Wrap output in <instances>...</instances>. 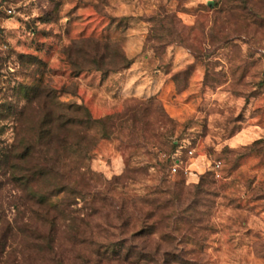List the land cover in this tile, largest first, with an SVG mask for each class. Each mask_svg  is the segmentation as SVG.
Here are the masks:
<instances>
[{
  "label": "rangeland",
  "instance_id": "1",
  "mask_svg": "<svg viewBox=\"0 0 264 264\" xmlns=\"http://www.w3.org/2000/svg\"><path fill=\"white\" fill-rule=\"evenodd\" d=\"M21 124L34 143L9 141ZM52 144L107 181L85 205L59 189L54 221L28 194L5 200ZM9 152L31 177L0 166V222L13 209L26 220L17 230L40 264H264V0H0ZM110 216L115 238L91 247L89 227ZM12 234L0 232V259ZM123 240L138 247L129 261L123 249L96 261L98 244Z\"/></svg>",
  "mask_w": 264,
  "mask_h": 264
},
{
  "label": "clouds",
  "instance_id": "2",
  "mask_svg": "<svg viewBox=\"0 0 264 264\" xmlns=\"http://www.w3.org/2000/svg\"><path fill=\"white\" fill-rule=\"evenodd\" d=\"M24 128V124L18 126L17 134L10 136L8 138L9 141L11 142L12 139H15L18 144L22 140L34 143V135L27 136ZM29 159L36 165L32 183L24 188L23 193L20 188L10 185L5 189L6 201L20 203L22 196L28 193L31 194V198L34 200H40L41 198L51 199L57 194L59 189L63 188L65 192H74V199H80V205H85L90 204L91 200L86 193L95 192L98 181L107 183V181H102L101 178L96 177V174L92 171L90 156L87 158L80 157L76 161L69 163L63 159L61 151L55 144L50 145L47 149L38 151L34 156L30 154ZM3 179L6 178L0 176V180ZM85 185L88 186L85 187ZM80 205H77V207ZM23 212L24 209H20V213ZM8 224H11L13 234L8 241L9 252L3 259H0V264H13V261L15 264H40V261L36 257L28 258L29 252L25 247L26 241L17 230L25 226L26 220L20 218V214L13 209L5 220L0 222V232ZM110 225L115 227H111ZM118 226L119 221L114 216H110L102 230H97L94 226L89 227L87 232L89 245L91 247L97 246L91 244L92 240H96L99 243L115 238L112 234ZM3 246V240H0V248ZM52 255H57V252L53 251Z\"/></svg>",
  "mask_w": 264,
  "mask_h": 264
},
{
  "label": "trees",
  "instance_id": "3",
  "mask_svg": "<svg viewBox=\"0 0 264 264\" xmlns=\"http://www.w3.org/2000/svg\"><path fill=\"white\" fill-rule=\"evenodd\" d=\"M123 60L125 62L128 61V58L126 57V55L123 56ZM84 110L89 114V111L88 109L85 107ZM66 113H61L58 115V117L60 118V121H61V127L64 128V129H67V123H69V120L66 119ZM90 115V114H89ZM91 117V115H90ZM101 119H97L96 121H100ZM63 141V140H62ZM12 159L11 161L9 159ZM23 159V155H18V154H11V152L7 153L6 156H4L3 159H0V166L2 165L3 167V171H6L7 169H11V176H10V179L15 181V182H23V179H27V181L30 180V177H31V171L29 169L28 174L26 176V174H24V178H23V173L21 175V173H16V168H20L18 167V162L20 160ZM57 195V194H56ZM55 195V196H56ZM28 198L29 200L33 201L36 205H38L42 211L45 213V217L46 220H53L56 218V216H52L51 214L53 213H56L57 211H59L60 209V203L59 202H56V201H51L50 199H45V198H41L40 200H34L31 198V194L28 193ZM149 217V216H148ZM48 218H51V219H48ZM148 225H146V227H142L141 230H144L143 232L146 233L148 231ZM51 241L53 242V239H51L50 237V240H49V246L51 247ZM98 246L100 247L97 252L95 253V257L97 258L96 261L98 262V259H99V262L102 261L103 258H106L104 256H113L115 255V257H118V258H121V256L119 255V252L122 251L120 249H123L125 253H123V257H124V260L125 261H129L130 258H132V255H134V252L137 251L136 249H138V247H136L135 245H130V244H127L125 240L123 241H119L118 243H115V244H112L111 247H106L104 248V250L102 249V245H99ZM150 256V254L148 255H138L137 259L138 261H142V260H148L147 258ZM110 258V257H109ZM151 260V259H150Z\"/></svg>",
  "mask_w": 264,
  "mask_h": 264
}]
</instances>
